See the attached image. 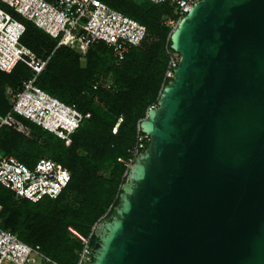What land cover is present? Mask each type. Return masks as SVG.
<instances>
[{"label": "water", "instance_id": "95a60500", "mask_svg": "<svg viewBox=\"0 0 264 264\" xmlns=\"http://www.w3.org/2000/svg\"><path fill=\"white\" fill-rule=\"evenodd\" d=\"M146 147L83 264H264V0H199Z\"/></svg>", "mask_w": 264, "mask_h": 264}, {"label": "trees", "instance_id": "16d2710c", "mask_svg": "<svg viewBox=\"0 0 264 264\" xmlns=\"http://www.w3.org/2000/svg\"><path fill=\"white\" fill-rule=\"evenodd\" d=\"M101 1L146 27L145 40L130 47L119 61L103 42L88 48L84 55L67 46L56 47V39L16 15L25 26L20 43L40 57L50 56L37 77V85L81 113H89L70 135L69 144L17 115L27 127L26 134L11 126L0 127V154L12 155L29 167L47 157L70 171L68 183L56 198L31 201L0 184L1 227L16 233L25 243L38 246L60 264H77L83 247L70 228L87 239L89 248L93 246L95 224L118 203L129 168V149L138 135H145L139 123L148 108L157 105L163 86L171 79L166 73L170 69L167 53L173 52L172 28L164 19H179L171 8L149 0ZM31 74L22 62L10 73L0 70V115L10 109L6 87L18 90ZM101 77L109 87L93 88ZM144 142L146 147L148 137Z\"/></svg>", "mask_w": 264, "mask_h": 264}, {"label": "built area", "instance_id": "2783aa9c", "mask_svg": "<svg viewBox=\"0 0 264 264\" xmlns=\"http://www.w3.org/2000/svg\"><path fill=\"white\" fill-rule=\"evenodd\" d=\"M149 1L167 4L172 13L180 18L199 0ZM16 15L56 39V47L67 46L84 55L88 48L103 42L111 48L116 61L121 60L130 47L141 45L146 37V27L101 0H0V70L10 73L18 62H22L32 72L21 82L18 90L6 87L10 109L0 115V127L11 126L26 134L27 127L17 117L20 116L69 144L70 135L89 113H81L74 105L64 103L37 85V77L50 56L40 57L20 43L25 26ZM178 20L166 16L164 23L173 26ZM177 62L168 61L170 69L167 76L172 77ZM98 85L109 87L102 77L92 87ZM145 137L137 136L135 145L129 149L127 165L145 148ZM69 179L70 171L53 159L41 157L29 167L12 155L0 154V184L17 196L31 201L43 197L56 198ZM70 230L83 242L77 261V264H83L88 260L87 239ZM0 264L60 263L40 251L38 246L25 243L16 233L0 225Z\"/></svg>", "mask_w": 264, "mask_h": 264}, {"label": "rangeland", "instance_id": "374dc122", "mask_svg": "<svg viewBox=\"0 0 264 264\" xmlns=\"http://www.w3.org/2000/svg\"><path fill=\"white\" fill-rule=\"evenodd\" d=\"M176 24V23H175ZM170 26L172 29L176 26V25ZM179 59V55L176 52H168L167 53V60L170 62H176ZM81 64L84 63L83 59H81ZM115 130V128L113 129Z\"/></svg>", "mask_w": 264, "mask_h": 264}]
</instances>
